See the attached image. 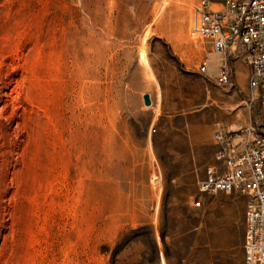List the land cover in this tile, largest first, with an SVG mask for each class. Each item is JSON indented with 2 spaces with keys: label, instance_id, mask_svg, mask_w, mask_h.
Listing matches in <instances>:
<instances>
[{
  "label": "rangeland",
  "instance_id": "rangeland-1",
  "mask_svg": "<svg viewBox=\"0 0 264 264\" xmlns=\"http://www.w3.org/2000/svg\"><path fill=\"white\" fill-rule=\"evenodd\" d=\"M199 1L0 0V264H245L247 195L199 183L250 88L200 72Z\"/></svg>",
  "mask_w": 264,
  "mask_h": 264
},
{
  "label": "built area",
  "instance_id": "built-area-1",
  "mask_svg": "<svg viewBox=\"0 0 264 264\" xmlns=\"http://www.w3.org/2000/svg\"><path fill=\"white\" fill-rule=\"evenodd\" d=\"M191 35L212 42L224 55L216 82H233L229 56L244 57L249 64L248 103L253 113L238 131L218 130L216 163L210 165L199 183L200 194L241 193L248 197L245 212V264H264V0H225V8L213 10L209 0L193 5ZM241 48L247 51L239 54ZM200 72L206 73L207 61ZM259 88L260 99L254 90ZM259 105L254 112V106ZM233 143V145H231ZM200 206L201 200L195 199Z\"/></svg>",
  "mask_w": 264,
  "mask_h": 264
},
{
  "label": "crops",
  "instance_id": "crops-1",
  "mask_svg": "<svg viewBox=\"0 0 264 264\" xmlns=\"http://www.w3.org/2000/svg\"><path fill=\"white\" fill-rule=\"evenodd\" d=\"M209 2H210V8L213 10H221V9L225 8V0H209ZM204 47L206 50V53H205L206 58L204 60L207 61V71H206V73H203V74L205 76H207L210 80L216 82V79L218 76L215 78L213 76L207 75L208 69H209V61H210L209 55L210 54H220L218 57V60L220 62V66L223 63L224 55L222 53L214 51L213 46H212V42L209 40L204 41ZM242 49L243 48L240 49L239 54L245 53V52L244 53L241 52ZM229 60H230L231 67H233L235 70L234 78L236 79V82H238L241 87H244L246 84H247V86H249L248 85L249 64H248L247 59L244 57H238L237 58L233 54H230ZM220 66H219V68H220ZM250 93H251V89H250ZM246 103H247V110L239 111L234 116H230L229 118L225 119V121L223 122V125H224L223 130H225V131H238L247 124L249 117L253 113V111H252V108L250 107V105L248 103V99L246 100ZM257 105L258 104H256V106H254V108H253L254 112L258 110ZM227 194H229V193H227ZM233 196L234 195H232V197ZM234 198L235 197H233V200L231 199V201L227 202V204H226L227 212L225 214L224 220L228 221V223H230V225H232V221L235 220V222H237V224H238L239 220L242 217V223L244 224V230H245V212H246L248 197L246 199L245 205H240V206H239V203L237 201H235ZM228 232H229V230H228ZM233 246H234V239H233L232 235L225 236L223 249H224V254L226 257H228V258L231 257V255H232L231 252H232ZM166 263L169 264L168 261ZM174 264H180V263L176 262Z\"/></svg>",
  "mask_w": 264,
  "mask_h": 264
},
{
  "label": "water",
  "instance_id": "water-1",
  "mask_svg": "<svg viewBox=\"0 0 264 264\" xmlns=\"http://www.w3.org/2000/svg\"><path fill=\"white\" fill-rule=\"evenodd\" d=\"M144 100H145V104L146 105H151L152 104V100H151V97H150V94H145L144 95Z\"/></svg>",
  "mask_w": 264,
  "mask_h": 264
}]
</instances>
